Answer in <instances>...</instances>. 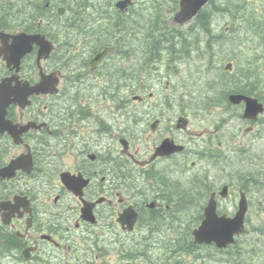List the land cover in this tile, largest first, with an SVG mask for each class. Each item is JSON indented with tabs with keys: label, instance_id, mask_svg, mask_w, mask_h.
I'll return each instance as SVG.
<instances>
[{
	"label": "flooded vegetation",
	"instance_id": "obj_1",
	"mask_svg": "<svg viewBox=\"0 0 264 264\" xmlns=\"http://www.w3.org/2000/svg\"><path fill=\"white\" fill-rule=\"evenodd\" d=\"M120 1L0 0V171L23 155L33 161L30 172L20 167L0 176V264H136L123 248V234L131 239L148 232L158 240L154 232L172 229L181 235V204L172 210L165 182L167 189L157 194L123 196L122 190L132 193L129 181L135 176L139 182L135 170L146 164L128 158L137 165L132 173L133 164L123 163L116 109L106 115L103 96L90 93L121 84L110 66L116 54L96 68L91 62L107 46L119 48L122 25L137 22L138 0L126 12ZM41 81L58 92L28 93ZM163 111L155 133L175 121ZM145 178L154 175L146 171ZM70 181L81 194L67 187ZM142 190L153 191L149 185ZM147 200L158 206L150 208ZM128 207L137 213L131 232L120 222Z\"/></svg>",
	"mask_w": 264,
	"mask_h": 264
},
{
	"label": "rangeland",
	"instance_id": "obj_2",
	"mask_svg": "<svg viewBox=\"0 0 264 264\" xmlns=\"http://www.w3.org/2000/svg\"><path fill=\"white\" fill-rule=\"evenodd\" d=\"M219 1L220 5L232 7L239 4L241 8L238 11L230 9L228 13L215 16L214 29L222 36L221 39L216 41L214 47L215 60L217 59V63L223 67L229 61L239 64L246 63L249 61V56L256 51L255 47L258 41L253 37V28L249 27L251 31L247 29L244 24L240 23V16L247 14L264 20V0ZM145 8L142 10H146ZM258 15H260L261 18L257 17ZM185 16L186 13H181V24L188 22L187 19L184 18ZM177 17L176 11L170 16L169 20L171 22L168 23L170 26L169 30H173L172 33L174 34H177L181 29L186 32H191L192 23L180 27L172 26V24L179 25L175 20ZM251 21L252 19H249V22ZM142 28H144V26ZM149 28L151 29V27ZM164 30L167 31V28ZM164 30L158 29L156 38L163 37L161 36V32ZM197 33L199 32L197 31ZM202 38L206 39L207 36L203 34ZM174 43L175 41H168L170 45ZM177 47L181 48V45H177ZM163 48L164 43L157 42L151 44V49H157L159 52H162ZM201 50H204V48L202 47ZM263 53L264 48L261 50V56ZM167 55L168 51L164 53V61L155 63L153 66L151 71L156 70V73L148 75L147 80L144 81L147 88L143 89L142 83L138 82V91L136 93H143L145 95L144 102L140 103L135 101L133 96H129L130 104L134 106L133 109L137 110L138 114L136 120H129L124 114V111L122 112L119 116V122H121L120 133L123 138H128L129 136V139L133 143L132 152L135 154L142 153L143 155H148L145 150H148V147L152 146V142L156 138L155 134L151 133L150 120L155 114L167 115L165 111L162 110L164 108L163 105H166L165 110L173 118L180 112L187 114L190 117L188 129L185 131L183 130V132L175 130L177 137L182 141L184 140V136L191 139L192 143L196 142L197 145L200 144V149L203 148V146L211 148L212 145V151H210V153L202 152L201 156L203 160L190 155L189 162H186V165L187 163L191 165L193 160H197V166L193 171H196L201 177L208 172L210 174V182L215 184L218 188L223 186L222 184L224 181L233 182L231 196L227 200H221V207L230 212H234L237 209L240 197L239 187L241 183H247L250 187V192L248 193L250 209L247 215L246 233L239 238L241 242L239 249L244 253L243 256L245 258L242 259L244 263L264 264V119L259 120L252 130L246 131L251 123L245 119L234 117L233 115L229 116V112L224 107L214 108L212 110L208 109L200 114L197 113L199 112L197 109L195 110L189 106V100L181 97V84L187 82V80H191V78L195 76L200 77L203 81L207 80V82H209L224 70L219 69L215 64L211 69H207V65L203 62L211 53H207L201 58L198 56V52L195 51L184 62L181 63V59L176 62L179 73H166L168 69ZM261 64L264 66L263 61ZM142 72H144V70ZM142 72L139 76L141 79H144L147 74ZM217 88L218 85L217 82H215V89ZM151 93H153V95H151ZM219 93H221V90H219ZM198 98L200 97H197V99ZM169 101L172 103L170 107L167 104ZM112 105V102H106V115L111 113ZM169 108L170 110L168 111ZM118 130L119 129L116 128L114 133H118ZM207 140L211 145L205 143ZM144 158L146 159L148 156H144ZM162 165L163 164H158V167ZM182 165L185 164L183 163L181 166ZM248 173H250V175ZM188 178L187 175H183L182 173H174L169 176L170 180L174 182L180 181L182 184H188ZM183 187H185V185H183ZM195 208L181 213V221L183 219L185 224H188L193 221L195 216H199V208ZM195 224H197V220L193 221V225ZM258 228H262V230ZM167 233L168 231L160 235L155 233V236L160 240L162 238L161 236ZM184 233L185 231H182V234ZM138 237L140 238L139 235ZM141 244L142 241H140L137 246ZM146 246L147 243L144 242L142 247ZM139 249L140 246L138 247V250ZM163 249L162 259H166L167 255L177 254L174 245L163 247ZM250 249L252 250L250 251ZM155 252L158 255L161 251L156 249ZM210 253L213 255H210ZM199 254L201 255L198 256ZM184 255L182 258L184 257L187 259L189 264H231L229 261L222 262L218 259L223 257L228 260L229 257L227 255H217L216 251H211L210 249H204L201 253L197 254ZM142 258L148 260L147 256H143ZM152 258L154 257L151 255V259ZM173 261L175 262V260ZM146 263L156 264L150 261H146Z\"/></svg>",
	"mask_w": 264,
	"mask_h": 264
},
{
	"label": "water",
	"instance_id": "obj_3",
	"mask_svg": "<svg viewBox=\"0 0 264 264\" xmlns=\"http://www.w3.org/2000/svg\"><path fill=\"white\" fill-rule=\"evenodd\" d=\"M208 0H195L193 6V13H190L185 18H190L197 12V10L204 5ZM105 53L101 54L96 61H99ZM231 67V64L228 65ZM46 81L41 82L35 87V91L48 92L46 88ZM34 91V90H33ZM231 100L234 103H239L242 100H245L247 103V110L245 112L246 117H257V115L264 110V105L258 101L257 98L249 97L245 94H233L231 95ZM152 129H156V123L152 125ZM170 140V139H169ZM166 139L157 149L156 156H165L169 155L176 151H181V146H175L172 141ZM22 159L19 160L21 162ZM18 163V162H17ZM12 168L16 167V162L11 164ZM6 171L7 170H3ZM228 187L226 186L221 192L223 196L227 195ZM215 193L212 195L210 204L206 209V219L199 229L195 230L196 240L198 242H207L216 241L219 246H227L228 244L235 241V235L243 232L245 230V217L249 209V202L247 195L242 192V198L239 203V210L237 214L233 217H227V215L218 216L216 213V200Z\"/></svg>",
	"mask_w": 264,
	"mask_h": 264
},
{
	"label": "trees",
	"instance_id": "obj_4",
	"mask_svg": "<svg viewBox=\"0 0 264 264\" xmlns=\"http://www.w3.org/2000/svg\"><path fill=\"white\" fill-rule=\"evenodd\" d=\"M218 9H221V6H218ZM207 14V13H205ZM205 14H201L197 17L196 19V24L200 25L202 27V29L208 33L210 36H213L211 34V18L208 17L207 15ZM243 21H246L245 19ZM161 22L159 21H156L154 26H147L144 33H143V36L144 38L142 37L141 38V41L146 45L144 47H139V51H141L142 55H143V52H144V55L146 56V54L148 53V50H151V44L152 43H164V42H171V41H174V37H171L173 36L170 35V32H172L173 30H169V27L164 24V26L167 28V31L164 30L161 32V38H156L158 34V29L160 28L159 27V24ZM151 27V29L149 28ZM127 28V33L128 34L131 30L130 27H126ZM145 28V27H144ZM142 27H140V24L138 25V29H144ZM256 29V28H255ZM162 30V29H160ZM124 36H127V35H124ZM127 38H129V36H127ZM148 48V50H147ZM152 54H150L151 56ZM140 71V70H139ZM239 72H240V75H238L239 79L240 80H234V76H233V73H228V72H225L223 73L221 76L218 77V80H217V85H218V88L215 90L214 89V86H212L213 88H206L204 87L203 85H198L196 87H190V85L188 86L187 88V92L191 95L190 99H191V104L192 105H196V107H199L200 105H204L206 104L207 102H212V104H208L209 106L210 105H215V104H218L219 101H221L223 104L226 103V97H225V94L227 92V90H229L230 88H233L234 90H237V91H241V92H253L254 89L251 87V76H250V71H246V68L245 67H242L239 69ZM246 74L248 77H246ZM130 75V74H129ZM243 78V80H242ZM219 90H221V93H219ZM224 91L223 95H222V92ZM197 97H200L197 99ZM225 105V104H224ZM201 186H203V181L201 182L200 184ZM204 187V186H203ZM170 190L172 189H176L174 185L170 186L169 187ZM197 193H199V191L197 190L196 187H193V185H185V187L181 186V213L183 212H186V211H189L192 209L193 205L192 203L194 202V198H196V201L198 200L197 199ZM182 217V216H181ZM193 246H195L194 243H192L190 246H189V249H193ZM236 248L238 249L239 251V247L236 246ZM241 257V256H239Z\"/></svg>",
	"mask_w": 264,
	"mask_h": 264
},
{
	"label": "bare ground",
	"instance_id": "obj_5",
	"mask_svg": "<svg viewBox=\"0 0 264 264\" xmlns=\"http://www.w3.org/2000/svg\"><path fill=\"white\" fill-rule=\"evenodd\" d=\"M246 77H248L247 76V74H246ZM226 153V152H225ZM217 158V157H216ZM219 158V157H218ZM219 160V159H218ZM221 163V162H220ZM198 172V171H197ZM249 175H250V173H248ZM252 176V175H251ZM250 177V176H249ZM246 178V177H245ZM247 178H248V176H247ZM251 178V177H250ZM247 180V179H246ZM251 181V180H250ZM247 184V183H246ZM249 187V186H248ZM250 188V187H249ZM249 231H250V229H249ZM246 233V232H245ZM181 237H182V235H181ZM255 247V246H254ZM246 248V247H245ZM202 252V251H201Z\"/></svg>",
	"mask_w": 264,
	"mask_h": 264
}]
</instances>
